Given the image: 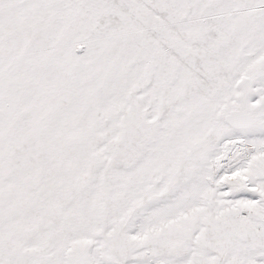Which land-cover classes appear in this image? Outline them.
Here are the masks:
<instances>
[{
  "label": "snow or ice",
  "instance_id": "6c2138e0",
  "mask_svg": "<svg viewBox=\"0 0 264 264\" xmlns=\"http://www.w3.org/2000/svg\"><path fill=\"white\" fill-rule=\"evenodd\" d=\"M0 264H264V0H0Z\"/></svg>",
  "mask_w": 264,
  "mask_h": 264
}]
</instances>
